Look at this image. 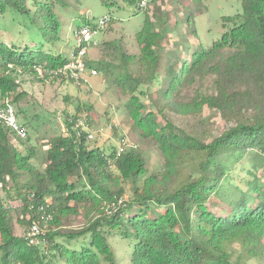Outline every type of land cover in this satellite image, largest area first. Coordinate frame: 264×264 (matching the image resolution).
Wrapping results in <instances>:
<instances>
[{"label":"trees","instance_id":"16d2710c","mask_svg":"<svg viewBox=\"0 0 264 264\" xmlns=\"http://www.w3.org/2000/svg\"><path fill=\"white\" fill-rule=\"evenodd\" d=\"M55 1L0 0V108L24 95L13 68L61 77L53 72L68 58L53 52L61 28ZM241 4L240 13L222 17L220 37L197 44L188 58L169 46L168 27L144 16L136 34L138 54L105 41L107 59L94 65L84 59L104 73L107 84L130 95L125 108L133 125L153 138L162 155L154 171L137 146L123 145L117 154L89 147L84 134L77 137L71 119L80 106L65 119V133L46 140L41 167L33 162L35 146L18 150L10 136L22 138L0 121V191L18 200L19 225L28 227L33 219L42 225L41 215L52 213L44 244L29 245L15 232L12 211L0 196V264H117L110 237L128 240L132 264H243L244 256L257 253L264 238V0ZM7 11L37 40L7 43L1 33ZM186 21L197 35L194 20L187 15ZM206 74L213 76V92L179 103L176 92ZM153 83L162 84L160 97L177 112L196 115L205 104L232 124L209 142L171 122L160 124L134 96ZM84 106L90 122L91 108ZM247 155L249 178L244 186L233 184L230 174ZM212 198L224 213L212 210ZM119 199L106 213L105 206ZM81 212L82 227L61 228ZM234 244L242 250L237 256Z\"/></svg>","mask_w":264,"mask_h":264},{"label":"rangeland","instance_id":"374dc122","mask_svg":"<svg viewBox=\"0 0 264 264\" xmlns=\"http://www.w3.org/2000/svg\"><path fill=\"white\" fill-rule=\"evenodd\" d=\"M55 11L61 28L53 52L66 58L73 54L76 45L74 31L79 26L93 25L105 15L112 18L110 23L94 35L93 43L86 48L85 58L94 65L99 59H107L106 52L107 50L109 52L110 48L105 54L102 53L103 48H106V45H103L105 41L119 43L122 50L128 54H138L136 34L143 25L144 16H148L156 25L161 22L164 27H168L169 46L179 47L182 58H188L190 51L197 44L211 45L217 40L224 31L222 17L240 13L242 4L241 0H147L146 7L141 8L138 2L107 5L102 0H57ZM187 15L194 20L193 26L197 35L190 32L189 22L186 21ZM20 19L9 11L2 18L5 27L1 33L7 43H30L34 37L31 30L19 23ZM34 39L37 40L36 37ZM11 75L19 82L18 90L24 92L13 105L17 110V120L25 126L27 136L19 139L12 134L10 141L24 153L29 147L35 146V155H38V159L36 156L33 162L36 165L40 166L43 160L46 140L52 136L63 135L67 116L76 113L77 106L83 110L84 104H87L91 108L90 126L93 133V138L87 142L89 147L98 146L101 150L110 152L122 145L120 140L124 137L123 145L137 146L148 159L150 170L154 171L161 167L162 155L157 143L151 137H144L128 115L125 103L130 95L123 94L107 84L103 72L97 70V74H90L88 70L79 84L64 77L46 75L41 69L31 72L13 68ZM161 87L162 84L157 83L143 85L134 93L144 105L143 109L152 112L160 124L171 122L188 133L198 134L206 142L220 135L232 124V121H226L219 112L210 110L205 104L196 115L177 112L175 108L167 105V99L160 97ZM212 92L213 76L206 74L198 77L192 85H187L176 92V99L179 103H187ZM251 166V156L247 155L234 167L230 181L244 186L246 179L249 178L247 172ZM256 173L262 176L263 171L259 170ZM0 196L12 211L15 232L25 237L28 227L22 228L17 221L18 200L4 198L2 191ZM127 198L126 193L123 200ZM212 199L210 201L212 210L224 213L226 210L215 203V198ZM83 223L81 212L78 216L71 217L61 228L66 231L74 230L82 227ZM48 226L49 224H46L45 231ZM80 241L81 239L78 243ZM109 242L114 249L117 264H132L129 259L132 248L128 245V240L110 237ZM233 248L234 256L242 253L239 244H234ZM256 250L257 253L242 258L243 264H264V238L256 246ZM101 264L105 262L102 261Z\"/></svg>","mask_w":264,"mask_h":264},{"label":"built area","instance_id":"2783aa9c","mask_svg":"<svg viewBox=\"0 0 264 264\" xmlns=\"http://www.w3.org/2000/svg\"><path fill=\"white\" fill-rule=\"evenodd\" d=\"M147 0H140L139 6L145 8ZM112 20L111 17L105 15L98 19V21L93 24H82L74 31V37L76 40V45L73 49V54L67 59V61L57 70L54 74H60L59 76L68 78L75 83H80L84 79V75L89 70L90 74H97L95 68H90L87 66L85 59V52L88 45L93 43L94 35L102 30L107 23ZM0 121L9 127L15 134L24 138L27 136V130L25 126L18 122L17 113L14 105L8 100L5 101L4 105L0 108ZM71 128L75 132L77 137L83 135L87 140L93 138L92 129L88 119V114L86 110H81L76 117L71 119ZM122 145L117 148V154L122 150ZM33 195H31L32 197ZM122 199L112 202L105 206L106 213H110L116 209V205L120 204ZM42 206H40V209ZM42 225L39 221L33 219L25 235V240L29 245H42L45 242V226L48 225L52 219V213L47 212L41 215Z\"/></svg>","mask_w":264,"mask_h":264}]
</instances>
